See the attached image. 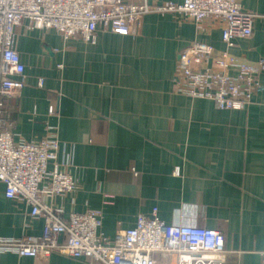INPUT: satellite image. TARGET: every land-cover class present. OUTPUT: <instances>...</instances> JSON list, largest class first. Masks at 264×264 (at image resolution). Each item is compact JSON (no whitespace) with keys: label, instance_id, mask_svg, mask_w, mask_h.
<instances>
[{"label":"crops","instance_id":"obj_1","mask_svg":"<svg viewBox=\"0 0 264 264\" xmlns=\"http://www.w3.org/2000/svg\"><path fill=\"white\" fill-rule=\"evenodd\" d=\"M239 2L255 14L252 33L230 48L220 22L196 23L175 10L144 14L136 34L98 28L90 41L28 30L26 20L15 28L24 85L4 99L1 115L13 122L17 142L59 141L77 188L44 200L64 219L99 210L100 231L111 238L156 208L166 223L220 231L224 264H264V71L245 108L220 109L173 88L179 53L193 41L227 49L240 62L264 59V0ZM3 191L0 182V236H39L43 218ZM0 264L96 263L57 252L46 260L0 252Z\"/></svg>","mask_w":264,"mask_h":264},{"label":"built area","instance_id":"obj_2","mask_svg":"<svg viewBox=\"0 0 264 264\" xmlns=\"http://www.w3.org/2000/svg\"><path fill=\"white\" fill-rule=\"evenodd\" d=\"M170 10L183 12L196 23L207 18L220 22L227 48L235 39L251 35L255 17L242 9L239 0H183L152 6L123 0H0V182L5 198L26 203L31 216L43 218L39 236H0V252L42 260L57 252L96 264H224L220 231L166 223L156 208L139 214L133 227L119 229L111 238L100 231L99 210L71 212L64 219L44 200L77 188L64 168L59 141L51 135L36 142H17L13 122L1 115L4 99L24 85V65L15 49V28L23 21L28 30L54 29L64 40L79 35L90 41L98 28L136 34L144 14ZM263 71V58L240 62L227 49L218 52L206 42L193 41L179 53L173 88L179 94L212 100L220 109L245 108L260 88ZM54 110L51 105L49 112Z\"/></svg>","mask_w":264,"mask_h":264},{"label":"trees","instance_id":"obj_3","mask_svg":"<svg viewBox=\"0 0 264 264\" xmlns=\"http://www.w3.org/2000/svg\"><path fill=\"white\" fill-rule=\"evenodd\" d=\"M248 105H249V104H248ZM248 105H247V106H248ZM247 106H246V107H247ZM63 240H65V235L63 236Z\"/></svg>","mask_w":264,"mask_h":264}]
</instances>
